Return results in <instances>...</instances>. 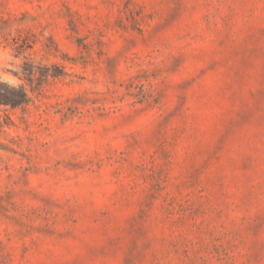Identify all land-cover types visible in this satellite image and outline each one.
I'll return each mask as SVG.
<instances>
[{"label":"rangeland","instance_id":"1","mask_svg":"<svg viewBox=\"0 0 264 264\" xmlns=\"http://www.w3.org/2000/svg\"><path fill=\"white\" fill-rule=\"evenodd\" d=\"M0 82V264H264V0H0Z\"/></svg>","mask_w":264,"mask_h":264},{"label":"trees","instance_id":"2","mask_svg":"<svg viewBox=\"0 0 264 264\" xmlns=\"http://www.w3.org/2000/svg\"><path fill=\"white\" fill-rule=\"evenodd\" d=\"M12 90L14 89L0 82V104L18 106L27 102V92L23 87H21L20 93Z\"/></svg>","mask_w":264,"mask_h":264},{"label":"clouds","instance_id":"3","mask_svg":"<svg viewBox=\"0 0 264 264\" xmlns=\"http://www.w3.org/2000/svg\"><path fill=\"white\" fill-rule=\"evenodd\" d=\"M5 81H7L8 79H10L8 76H5L4 78H3ZM13 83H16L15 81H13Z\"/></svg>","mask_w":264,"mask_h":264}]
</instances>
